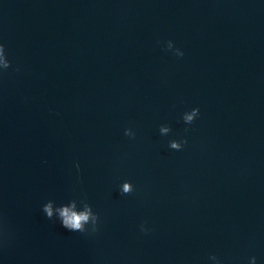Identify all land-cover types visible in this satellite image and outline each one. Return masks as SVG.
<instances>
[{"label": "water", "instance_id": "water-1", "mask_svg": "<svg viewBox=\"0 0 264 264\" xmlns=\"http://www.w3.org/2000/svg\"><path fill=\"white\" fill-rule=\"evenodd\" d=\"M0 44V264H264V0H0Z\"/></svg>", "mask_w": 264, "mask_h": 264}, {"label": "clouds", "instance_id": "clouds-1", "mask_svg": "<svg viewBox=\"0 0 264 264\" xmlns=\"http://www.w3.org/2000/svg\"><path fill=\"white\" fill-rule=\"evenodd\" d=\"M167 49L169 51L174 50V54L177 57L183 58L184 52L180 49H176L172 41H168ZM12 67L11 61L8 59L6 54V48L3 44H0V70H8ZM18 70V69H17ZM200 116V109L194 108L189 112L183 114V122L185 124L191 125L195 123V121ZM160 134L163 136H168L172 132L171 126H161ZM126 136L130 138H135V133L129 128L125 130L124 133ZM187 140L176 141L173 140L170 142L169 147L176 151H182L184 145L187 144ZM79 168V165H77ZM134 186L130 182H124L121 186V193L123 195H131L134 192ZM83 205V211L77 212L75 211L76 203L72 202L71 207L61 206L57 208V212L59 214V220L61 222V226L68 231L71 232H79V233H92L95 234L99 231L100 217L97 213L93 211V208L86 201L80 202ZM43 212L46 214V217L50 220L53 218V202L50 201L43 207ZM86 225H91L89 229ZM141 231L147 234L149 229H147L144 225H141ZM11 236L8 231H4L0 233V248H5L10 243ZM212 260H216L217 264H219V260L216 256L210 257ZM250 264H256V258L252 257Z\"/></svg>", "mask_w": 264, "mask_h": 264}]
</instances>
